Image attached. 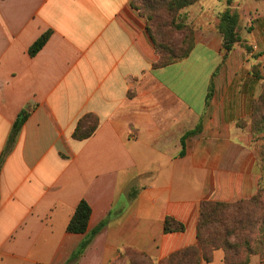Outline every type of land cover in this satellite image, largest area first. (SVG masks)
Returning a JSON list of instances; mask_svg holds the SVG:
<instances>
[{
  "label": "crops",
  "instance_id": "0c3cea01",
  "mask_svg": "<svg viewBox=\"0 0 264 264\" xmlns=\"http://www.w3.org/2000/svg\"><path fill=\"white\" fill-rule=\"evenodd\" d=\"M247 39L250 54L226 57L220 33L199 30L187 58L159 67L130 0H0V264H132L128 251L158 264L195 244L203 201L253 197L264 31ZM87 115L97 130L76 140ZM83 200L87 232L68 233ZM167 218L184 231L165 233Z\"/></svg>",
  "mask_w": 264,
  "mask_h": 264
},
{
  "label": "trees",
  "instance_id": "16d2710c",
  "mask_svg": "<svg viewBox=\"0 0 264 264\" xmlns=\"http://www.w3.org/2000/svg\"><path fill=\"white\" fill-rule=\"evenodd\" d=\"M131 7L144 17L145 13L141 11H152L155 18L156 6L149 4L148 0H139L135 5L130 0ZM192 0H169L165 9L168 15L173 16L183 7L189 5ZM157 19V16L155 20ZM238 15L231 14L229 11L221 15V22L218 32L223 38V47L226 57L238 46L244 45L238 31ZM147 32L152 39L156 54L159 58L156 66L166 67L177 61L187 58L195 48L194 35L190 37L188 48L181 49L180 54L175 50L171 43L160 41L152 30L147 26ZM50 33L42 36L30 49L32 56L36 55L46 44ZM184 45V44H183ZM241 47V46H240ZM247 53L252 51L251 47L244 45ZM254 74L257 79L263 81V91L257 102L254 103V112L252 116L253 134L258 135L264 132V72L261 73L259 67ZM211 90L208 94V100L211 97ZM29 113L23 111L13 127V133L10 138V144L15 141L22 125L28 118ZM98 127V120L92 116H85L74 132L73 137L76 140L84 141L93 136ZM199 131L197 128L194 132ZM192 133L186 134L184 138ZM2 159L0 158V164ZM92 215V209L86 201H81L74 211L72 218L66 228L68 233L86 234L88 224ZM105 223L100 224L94 229L87 238L81 243L77 251L72 256V261L84 252ZM165 233H174L184 231V225L172 218H167L164 223ZM222 251L224 254V264H249L252 255L260 256V264H264V189L249 200H240L234 203L203 201L200 204L198 221L196 226V242L194 245L181 249L158 264H209L213 261L214 253ZM131 258L132 264H154L145 255L133 252H127Z\"/></svg>",
  "mask_w": 264,
  "mask_h": 264
},
{
  "label": "rangeland",
  "instance_id": "374dc122",
  "mask_svg": "<svg viewBox=\"0 0 264 264\" xmlns=\"http://www.w3.org/2000/svg\"><path fill=\"white\" fill-rule=\"evenodd\" d=\"M168 1L148 0L149 4L156 6V20L152 16V13L155 14V12L152 11H141L142 14L145 13V16H139L145 20L146 30L148 26L157 38H161L160 41L171 43L178 52L177 54H180L181 49L185 48L186 50L188 48L190 37L194 35L195 39L199 30L218 31L221 15L227 11L238 15V31L242 43L247 47H251L252 51L253 47L248 43L250 39H247V37L255 30L264 31V0H192L189 5L180 9L173 16L168 15L166 12L165 5ZM133 2L135 5L139 4V0H133ZM137 13L139 14V12ZM244 45L240 44L238 46L245 48ZM203 51L202 48L197 49L193 58L203 53ZM245 126L242 125L241 127L244 128ZM251 136L254 146H256L254 152L258 175L257 192L255 194L257 195L260 190L264 189V132L254 135L252 129ZM218 254L220 256V253ZM254 257L259 259L260 264L259 255H252L250 263Z\"/></svg>",
  "mask_w": 264,
  "mask_h": 264
}]
</instances>
